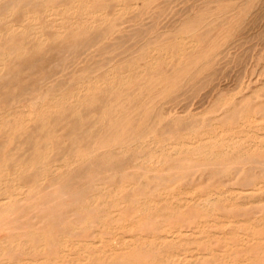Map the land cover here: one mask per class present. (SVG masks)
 Listing matches in <instances>:
<instances>
[{
  "label": "bare ground",
  "instance_id": "1",
  "mask_svg": "<svg viewBox=\"0 0 264 264\" xmlns=\"http://www.w3.org/2000/svg\"><path fill=\"white\" fill-rule=\"evenodd\" d=\"M52 1L0 0V22L9 20L3 22L6 23V26L2 23L5 27L0 30V88L10 87L11 80L3 82V79L10 78L11 73H16V78H18L19 70H30L29 68H33L40 59H43L45 53H50L54 49L61 53L64 52V49L69 50L71 45H75L78 36L87 32H83L79 28L80 21L84 22L83 25L89 24L88 27L93 30L96 24H103L109 15L106 10H102L103 6L98 3L99 0H61L57 3ZM145 1H140V4ZM129 2L128 5L123 2L122 4L117 3L114 8L116 13L130 7ZM136 3L137 0H131V5ZM102 4L105 5L104 2ZM214 10L210 11L209 17L207 13L204 15L208 19L202 16V13H205L202 12V15L198 14L193 19L191 18L192 20L189 19L181 25L182 27L180 26L181 33H189L187 40L191 46L197 47L198 43L204 40L203 36L211 34V29L204 33H201V30L213 25L221 18L222 11ZM222 13L224 14V12ZM65 14L69 16L63 17ZM43 15H47L45 20L48 16L51 17L50 15L60 16L58 29L56 31L50 29L52 32L47 33L48 36L43 33V31L47 32V27L46 30L41 31V27H37L38 25L35 29L28 24ZM96 15L97 17H94ZM11 17L15 19H10ZM58 18L56 17V19ZM66 18H68L67 21H64ZM55 21L54 23H57ZM72 21L76 27H71ZM90 21L91 23H88ZM68 22L70 27L66 26ZM95 22L97 23L94 25ZM91 25L94 27L92 28ZM51 26L53 25L51 24ZM32 27L35 29V31L31 30L35 41L31 42L30 39L29 43H25L28 40L26 39V41L24 38L30 33V31L29 33L26 31ZM166 27L164 25V28ZM110 28L109 30L112 29ZM109 30L107 28L103 33L105 35L109 33L110 36L114 30ZM31 36L33 37V35ZM24 40L25 42H23ZM139 48L143 47L139 46ZM161 49L165 50L166 47L162 46ZM150 50L153 51L154 48L148 51ZM146 55L147 53H143L144 57ZM180 60L181 57L177 63ZM51 61L49 60V62ZM55 64L57 65V63ZM118 65L116 64L102 73H100L101 67H98L99 69L97 67H95L96 69L89 68L90 71L82 69V73L80 68L78 72L76 71L81 73L78 74L79 76L76 77L73 74V77L67 79L70 83L65 85L71 84L67 91L62 89L64 87L62 84V86L58 84L61 89L55 87L56 89L51 90V85L56 83V78L59 77L61 71V75L63 72L68 75L71 72L67 73L66 69V72L63 71L64 69L59 70V75L54 77L55 82L51 85L47 84L46 89L39 90L32 87L29 90L24 88L25 91L20 88V92L16 93V101H21L23 107L28 104L26 102L32 103L38 101L37 99H41L43 102L44 98L50 96L45 104L39 103L40 105L38 104L39 106L33 111L25 109L24 112L28 116L22 111L24 117L21 115V118L9 119L13 114L5 110L6 118L0 119V136L4 137V139H0V264H264V132L259 133L264 129V101L260 100L256 104L254 102L251 104L249 93L238 97L239 101L234 100L236 97L232 100L233 97L230 98V95L227 97L225 94L224 96L227 98L221 96L222 98H219L217 102H213L215 107L207 109V112L218 111V118L209 117L210 120H208L205 117L206 123L204 122L203 127L201 126L204 124L203 122L202 124L199 122L200 126H195L196 121L201 120L196 114L201 115L204 111L193 114L192 116H197L193 122H191L192 120L188 122L186 119V124L184 119V125L182 123L176 125V122H181L179 120L182 118L181 111L180 115L168 117L170 120L164 121L165 123L158 132L154 129L155 118L150 121V124L152 121L153 123L151 126L148 125V131L145 126L142 127L147 121L146 118L149 117L146 112V105L149 102L148 100V103L146 100L143 102L144 105L146 103V110H144V105L140 101L143 106L142 111L144 110L147 115L146 118H143V122L142 116L146 114L143 111L144 114L136 121L138 129H134L136 125H133L134 114H136L137 108L138 110L141 108H139L138 102L139 106L134 105L130 108L132 110H129L127 105L132 100L128 103L131 98L128 97L131 96L133 90H139V86L141 89L149 83L153 82L152 84H154L156 81L154 78L157 79L156 76L159 74L156 71L159 69L154 70L155 72L151 69L153 66L156 67L154 57H151L146 65L144 64L145 68L138 69L133 75L134 77L130 73L129 65L124 69H120V65ZM147 68L148 71H146ZM36 72L40 73L41 70ZM76 72L74 73L77 74ZM55 73L54 75L52 73L51 76H55L57 74ZM64 74L62 76L68 77ZM31 75L30 77H32ZM61 75L58 79H61ZM159 76L161 75L159 74ZM131 79H134L133 82ZM52 80H48V82H52ZM139 80L143 82L142 86ZM114 89V95L103 104L99 111L91 113V111L89 112L91 108L87 110V113L91 115L96 113V117L92 125L88 124L87 120V122L84 121L86 126L87 124L91 126L86 127L83 135L76 136L71 131L73 136L70 137V144L75 146L72 145L71 149L67 146L69 150L66 151V154L69 156L64 153L62 157L54 156L55 158L51 160L50 156H53L54 148L59 146L57 145L59 142H55V140L62 138V134H60L61 136H58L61 138L52 139L53 135L57 134L55 130L60 128L65 131L69 127L68 125L81 122L85 118L79 111L81 105L86 103L87 106L88 103L97 100L101 91L112 92ZM4 91L8 93L7 90ZM3 94L5 95V93ZM21 94L23 97L20 98ZM4 95L2 96L4 97ZM120 97H123V100H119ZM251 98L255 97L252 95ZM123 103L127 105L126 109L124 107L125 110L121 111ZM151 104L153 105V103ZM118 105L121 107H119L120 110L117 109ZM237 105L239 106L237 107ZM257 111L261 113H256V115H260L259 117L254 116ZM73 114H76L77 118ZM91 115L88 116V119ZM0 116L3 115L0 113ZM158 119L157 124L161 125L160 117ZM211 119L214 121L212 122ZM49 120L50 123L53 120V124L46 130L49 127ZM91 120L92 118H90ZM203 120L205 121V119L201 121ZM46 121H48L47 127H45ZM248 121L258 122L255 126V130H257L255 135L259 138L258 140L254 138L252 142H249V145H247V135H244L247 132L241 135V129L234 128L236 123L242 128L246 123L248 125ZM82 122L80 124L84 127ZM80 124L75 126L80 128ZM90 127L92 129L87 130ZM141 127L143 133L146 128V135L152 136L149 143L164 144L167 142L165 145L162 144L163 146L158 149L159 152L154 149L149 152L142 149L141 137L146 135H143L139 130ZM200 127L202 128L200 129ZM245 128L247 129V127ZM234 129L237 130H235L236 133L240 134L233 135ZM79 131L78 133H80ZM154 131L157 132V140L154 138ZM62 133L63 136L67 135L68 130L66 134ZM19 136L21 138L34 136L33 139L30 138L26 142L27 148L24 147L26 156H21V153L15 150L8 151L9 155L1 154L2 150L6 152L8 150L6 148L10 147L12 142L14 144L15 137ZM81 140L84 144L81 143ZM85 140L86 142H84ZM149 143L147 141V145ZM14 145L17 149L18 145ZM15 147L13 146L12 149ZM57 149L61 152L59 148ZM56 151L54 150V155L57 154ZM8 174H11V178L9 180L6 178L7 180L3 181L5 180L3 177L9 176ZM22 174L31 175V177L23 176V178ZM185 179H191L194 184L190 183L189 186V183L186 182L185 185L183 183L181 185ZM183 186L187 188L184 190ZM240 216L242 219H238ZM91 234L97 239H90L92 242H87V237Z\"/></svg>",
  "mask_w": 264,
  "mask_h": 264
},
{
  "label": "rangeland",
  "instance_id": "2",
  "mask_svg": "<svg viewBox=\"0 0 264 264\" xmlns=\"http://www.w3.org/2000/svg\"><path fill=\"white\" fill-rule=\"evenodd\" d=\"M53 1H54V3H57V2H59L61 0H57L56 2H55V0H53ZM115 1L116 0H114V1H112V0L111 1H109V0L108 1L107 0H99L98 1V3H100L103 6L102 10L103 11L106 10L109 13V15L106 17L107 20H105V22L103 24L100 23L99 25L96 24L97 22L93 23L94 25L96 24L95 27L97 26L96 29H95L94 25H91L92 28L94 27L93 30L91 29V27H88L89 24H86L85 23L83 25L84 22L82 23V21H80L81 22V26L79 25L80 22L78 23L79 28L82 29L83 32L84 31H87V32H84L83 35L80 34L78 36L77 43L75 45H71L69 47V50L66 48V49L63 50L64 52H61L60 53V51L58 52V50H57V52H56V49H54L55 51L53 50V51H50V53H45L44 56H43V59L42 60L40 59L41 61L39 60L40 63L39 62H37V64L35 63L36 65H34L33 68L32 67L29 68L30 70H28V69L19 70V72H17L18 73L17 74L18 75V78H16V73H11L13 76L15 75L14 77L16 78V81L18 83L14 80L15 78L12 75H11L10 78L3 79L4 80L3 82H9L8 80H11V82H10L11 84H9V86L11 87V89L8 86H7L8 89L6 87L0 88V89H2V90H0V92L2 93V95H4L3 93H5V95H6V97H5V95H4V97L2 95L0 96V109H1L0 110V113H1V115H3V116H0V119L1 118H3V119L6 118L5 116H6V111L7 110L10 111V112H12V114H13V115H11L9 117V119L21 118L20 117L21 115H22V117H24V114H22L21 112L22 111L24 112L25 109H27V110L29 109V110H32L33 111L40 104H43V103L45 104L49 100L50 96H48L47 98H44L43 99V102H42L41 99H37L38 101H35L36 103L35 102H32V103L26 102L28 104L26 106H24L25 107L24 108L21 105L22 104L21 101L20 102L19 101H16V96L20 92V88H22L23 90H25V89L26 90H29V88L32 89V87H34L36 89H39V90L40 89L41 90L46 89L47 88L46 87L47 84L51 85V83L55 82L54 77L56 78L59 75L58 72H60L63 69H64L63 71H65V69H66L67 73L70 72V71L72 73L70 72L71 74L69 73V75H68L66 73L64 74V72H63L62 75L64 74L65 76H68V77H64V76L61 75V72H62L61 71L60 72V75L62 76L61 79H58V78H60V75H59V77L56 78V83L57 84L56 83L52 84L51 85V90L54 89L55 87H57L58 89H61V87H60L61 84L64 86V87H62L63 90H65V91H67V89L69 90L71 84L70 85L68 84V86L65 85V84L70 83L68 80L70 79V77H73L72 76L73 74L76 77L79 76L82 73V69H87V70L89 68L96 69L95 67H97V69H99L101 67L100 68V73H102V71L105 72V70H107L108 68L114 67L116 64L117 65L118 64L120 65V66L118 65L120 67V69H124L125 67H128V65H129L130 66V69H131V72L130 73H131L132 77H134L133 75L137 72L138 69L141 70L142 68H145L146 62L151 57H154V65L156 66V67L153 66L151 69L153 71L156 70V69L157 70L159 69L156 72L159 73L161 76H159V74H158L156 76L157 79L154 78V80H156V81H154V84H152L153 83L152 82V83H149L148 85H145V86L141 87V89H140V86H139L138 87L139 90H137V89L133 90V92H136V93L134 94L133 92H131V96L128 97V98L131 97L130 100H128V98H127L128 103L131 102V100H132V102L130 104H128V105L123 103V107H122V110H121V111L125 110L126 109V107H125L126 105H127V108H129V110H132L130 108L134 107V105L135 106H139L140 105L139 108H141V109L138 110V108L136 107L137 108L136 114H134V112H133V114L135 115V118H134V115L132 114V116H133V118L135 120V121L133 120V122H134L133 125L136 124V121L138 120L137 118H141V116L144 114L143 111L146 110L145 105L148 102H149L148 105H146L147 106V111L146 112L148 113V115L144 111L146 113V114H144L145 117H143L144 115L142 116V121H143V118H146V115H147V117L149 116L148 118H146V120L148 122L144 119L146 122L143 121L144 122V125L143 126L141 125V126L142 127L145 126L146 128L149 127V126H151V124L153 123V121H152L151 124H150V121L151 120H154V118H155L154 122H156V123L154 125V129H156L157 132H158L161 129V127L163 126V124L165 122H167L168 120H170L169 119L170 117H173L174 115H180L181 111H182L181 116H182L183 119L182 118L181 119L179 118V120L181 122H178V123L176 122V125H178L179 123L180 124L182 123L184 125V121H183L184 119L185 120L188 119V122H189V120L190 121L192 120L191 122H193L194 120L197 119V116L200 117L201 120L202 119H205V121L204 120L203 121H201V120L198 121L199 120L198 119L196 121L197 124H196L195 127L200 126V123L199 122H201V124H202V122L203 123L204 122L206 123V118L205 117H207V119L209 117H212V118L213 117L214 118L216 117V118H218V116H219L218 111L216 112V111L213 110L214 113H212L213 111L207 112V109L208 108H211L214 105L213 102H217V100H219V98H222V97L223 98H227L230 95V98L233 97V98H231L232 100L236 97L234 100L235 101H239V100H237L238 97L240 98V97H242L244 95H247L249 93L250 103L251 104H252V102H254V104H256L257 101L260 102V100H261V102L264 101V95H263L264 94V91H263L264 90V73H263L264 72V69H263L264 68V57H263L264 56V23H263L264 22V0H256V1L255 0H253V1L252 0H247V1L246 0H242V1H240V0H234V1H232V0H230V1L229 0H223V2H222V0H216V1L215 0H148L147 1L146 0L147 2L145 1L146 3L144 2L143 4H140V1L142 2V0H137V3L136 4H133V5H131V0H130V2H129V0H120V1L117 0L118 1L117 3L120 2L122 4V2H123V4L126 3V5H128V2H129V4H130V7L125 8L120 13L119 12L116 13V11L114 10V8H116V4H117ZM155 1H156V3H155ZM103 2L105 3V5L102 4ZM106 2H107V4H106ZM243 2H244V4H243ZM183 7H184V9H182ZM228 7H229V9H228ZM150 8H152V9L154 8V9L152 10ZM157 9H159V10H157ZM190 9H191V12H189ZM214 9H218V10H214ZM247 9H248V11H247ZM155 10H156V13H155ZM212 10L217 11V12L218 11H222V12H224V14L221 12L220 14H222V15H221V18L220 19H218L213 25H210L209 27L203 28L201 30V33H204L208 29H211V34L212 35L211 34H208L206 36H203L204 40H202L201 42H199L198 43L199 45H197V47L196 46H194V47L191 46L189 44L188 40H187L188 39V36H189V33L188 32H182L181 33V30H179L182 27L181 25H183L189 19L192 20L198 14H200V15L203 14L202 16L205 17L204 15L207 13V16H208L209 14H211L210 11H212ZM228 11L229 12L231 11V13H229ZM175 12H177V13H175ZM202 12H205V13H202ZM187 13H188V15H187ZM253 14L256 15V16H254ZM66 15H68V14L63 15V17H65ZM240 15L241 16L243 15V16L241 17ZM50 16L51 17L48 16V18H46V20H45L44 18L47 17V15L46 16L43 15V17H39L40 20H38L39 18L36 20L37 22L36 21H34V22L32 21V22H29L28 23L26 21V23L32 25L35 29H36V26L38 25L37 27H41V31L46 30V27H47V32L45 33L43 31V33L48 36L47 33L50 34V32L56 31V29H58L57 28V25H58V22L60 20V16L59 15H57V16L50 15ZM58 16H59V18H58ZM143 16H144V18H142ZM239 16H240V18H239ZM56 17L58 19H56ZM94 17H97V15L94 16ZM208 17L206 19H208ZM237 18H238V20H237ZM10 19H15V18H12L11 17ZM67 19L68 18H66L64 21H67ZM234 19L237 22H235ZM240 19H242V20L239 21ZM42 20L43 21L45 20L44 23H43ZM55 20H57V21H55ZM72 20H73V18H72ZM5 21H9V20L6 19ZM5 21H1L0 22V30H2L3 27L6 26V23H3ZM49 21H51V23L48 26ZM54 21L57 22V23H54ZM2 23L5 26H3ZM88 23H91V21L88 22ZM51 24L53 26H51ZM168 24H169V26H168ZM176 24H177V26H176ZM54 25H55V27H54ZM71 25H69V22H68V24L66 26L67 27H70V26L71 27H76V25L73 24V21L71 22ZM164 25H165V27L167 25V27L164 28ZM142 26H143L144 29L142 28ZM33 27L30 28V29H27L26 32L29 33V31H30V33H32L31 30H34L35 31V29ZM110 27L114 31H112V34H110V36H109V33L108 34L106 33V35H107L106 36L105 33H103V32H104V30L106 31L107 28L109 30ZM151 27H153V28H151ZM53 28H54V30H53ZM50 29H52V31H50ZM84 29H87V30H84ZM89 29H91V30H89ZM141 29H142V31H141ZM111 30H109V31H111ZM148 32H150V33H148ZM157 32H159V33H157ZM173 32H175V33H173ZM240 32H242V33L240 34ZM125 33H127V34H125ZM29 34H27L26 37L24 38L25 40L27 39L28 41L26 40L27 42H25V40H24L23 42L29 43L30 42V39L32 40L31 42L35 41L34 34L33 33L31 34V35H33V37L31 35H29ZM225 34H227V35H225ZM181 35H182V37H181ZM183 35H184V37H183ZM223 35H225V36H223ZM90 36H91V38H90ZM214 36H215V38H214ZM212 38H214V39H212ZM118 39H120V40H118ZM143 39H145V40H143ZM164 40H166V41H164ZM139 42H140V44H139ZM142 44H144V45L141 46ZM217 44H218V46H217ZM184 45H185V47H184ZM139 46L140 47H143V48H139ZM162 46H165L166 49L165 50L161 49ZM205 46L208 47V48H206ZM204 47H205V49H204ZM152 48H154L153 51H151V50L148 51L149 49H152ZM125 49H127V50H125ZM104 50H106V51H104ZM201 51H202V53H201ZM116 52H118V53H116ZM143 53H147V55L145 56L146 58L143 56ZM73 54H74V56H73ZM139 54H140V56H139ZM104 55H108V56H104ZM118 55H119V57H118ZM37 57L39 58V56H37ZM69 57H70V59H69ZM180 57H181V60L177 63V60ZM96 58H98V59H96ZM130 58H131V60H130ZM54 59H57V60H54ZM49 60L50 61L52 60V61L49 62ZM67 60H69V61H67ZM106 60H107V62H106ZM20 61L23 62L22 60H20ZM117 61H118V63H117ZM122 61H124V62H122ZM130 61H131V64H130ZM55 63H57V65H59V64L60 65L57 66ZM62 63H63V66H62ZM79 65H81V66H79ZM66 67L68 69L70 68L71 70L69 69V71H68V69ZM80 68H81V70H80L81 73L79 72L80 73L79 74L77 72H78V70ZM116 68H118V67L116 66ZM134 68H136V70H133ZM32 69H34V70L31 71ZM91 69H89V71ZM26 70L28 71V73H27ZM40 70H41L40 73H37L36 72V71L39 72ZM146 71H148V68L146 69ZM162 71H164L165 73H163ZM74 72H76L77 74H75ZM52 73H53V75H54V73L56 75L55 76H51ZM29 74L30 75L32 74L31 76L33 77V79H32V77H30ZM63 77L66 78V79L64 80ZM48 80H52V82H48ZM66 80H67V82H66ZM133 80L134 79H131V82H133ZM24 81H25V83H24ZM139 82H141V86H142V83L143 82L140 81V80H139ZM58 84H60V85H58ZM13 86H15V87H13ZM3 88H5L4 90H7L8 93H6V91H4ZM102 92L103 91L100 92L99 98L97 100H94L95 102L98 101L99 103H95L94 101H92V102H94V104H92V102L91 103H88L91 106H89L87 104V106H88L87 107L86 106V103H85V104H82L81 107L79 108V111L82 114V117H85V118L82 119L83 122L81 121L83 125H85L84 124V121H86V120L88 121V122L87 121L86 122L88 124H91V125L93 124V121L95 122L94 119L96 117V115H95L96 113H94V114L91 115V114L87 113V110H89L91 108V110H89V112L91 111V113L93 111L94 112L99 111L102 108L103 104H105V102L108 101L109 98H111L114 95L113 92H115V89L112 92L111 91H108V92L106 91V92H103V93ZM104 93H105V95H104ZM220 93H221V95L219 96ZM258 93H259V95H258ZM225 94H227V97L224 96ZM254 94H256V95H254ZM25 95L26 94H24V97H26ZM252 95L255 98H251ZM257 96H259V97L256 98ZM21 97H23L22 94L20 95V98ZM123 97H125V96H123ZM123 97H120L119 100H123ZM198 97H199V99H198ZM39 100H40V102H39ZM145 100H146V103L144 105L143 102H145ZM147 100H148V102H147ZM140 101H141V104L143 103L144 108H145L143 111H142V109H143L142 107L143 106L140 104ZM138 102H139V105H137ZM125 103H127V102H125ZM151 103H153V105ZM160 104H162V105H160ZM2 105H3V107H2ZM238 106L239 105H237V107ZM61 107H63V106H61ZM117 107H118L117 109L120 110L121 107L119 105ZM124 107H125V109H124ZM213 107H215V106H213ZM157 109H158V111H157ZM183 110H184V112H183ZM83 111H85V112H83ZM137 111H138V113H137ZM141 111H142V113H140ZM202 111H204L203 112L204 114L202 113ZM205 111H206V113H205ZM164 112H166V113H164ZM169 112H170V114H169ZM197 112L202 113V114L201 115L200 114H196L197 116L196 115L192 116L193 114H195ZM171 113H172V115H171ZM256 113H258V111L254 113V116L256 115ZM258 114H261V113L259 112ZM258 114L256 115L257 117L260 116ZM89 115H91V116L88 119V116ZM27 116H25V117H27ZM73 116L76 117V114H73ZM158 116L160 117V120H161V123H162L161 125L160 124H157V122H159V119H158L159 117ZM90 118H92V120H91L92 122L90 121ZM149 118H150V120H148ZM163 118H165V119L162 120ZM179 120H177V121H179ZM208 120H210V119H208ZM211 121L213 122L214 119H211ZM51 122L52 123H50V120H49V127L46 128V130H48L52 126L53 120H51ZM81 122H79V123L78 122H75V124L73 123V125L72 124L68 125L69 127L67 128V130H68V134L70 133L69 135L67 134V135H64L63 136V133L62 132H65V134H66L67 133V130L66 129H65V131L60 130V128H57L59 130H57V129L55 130V132H57V134H54L52 139L55 140L56 138L59 139V138L62 137L61 140H55V142H57V141L59 142V144L56 143L59 146H57L56 144L55 145L57 146V148H59L61 150V152L57 148H54V150H57L56 151L57 154L54 155L55 152L53 150V156H50L51 157V160L53 158H55L54 156H57L58 157V155H59V157H62V155L64 153L67 156L68 154H66V151H68L69 148L71 149V146L74 145L72 143L70 144V141H71L70 137L73 136V134H75L76 136L77 135L78 136L83 135V133H84L83 131L86 130V127L87 126L88 127L91 126V125H88L85 122L87 124V126L85 125L83 127L80 124ZM185 122L187 124V120ZM250 122H252V123H250ZM45 123H46L45 127H47L48 126V121H46ZM205 123L202 124L201 126L203 127V125H205ZM257 123L258 122H254L253 123V121H248V125L246 123V125L243 126L242 128L238 126V123H236L235 126H234V128H236V129L237 128H239V130L241 129L240 130L241 131L240 132L241 135H243L245 132H247V134H244V135H247V137H246V139L248 141L247 142V145H249V142H252V140L254 138L256 140L259 139L255 135L256 132H257V130H255V126L257 125ZM60 124L62 125L63 123H60ZM79 124H80V128L78 126H75V125H79ZM134 127H132V128L138 129L137 128V124ZM142 127L139 129V130H141V133H143L142 132ZM202 127H200V129ZM245 127H247V129ZM76 128H78L79 130H81V128H82V130L79 131ZM83 128H84V130H83ZM146 128H145V130L143 128V130L145 132V133H143V135L144 134L146 135V132L148 131V128H147V131H146ZM249 128H250V130H249ZM69 129H70V131H69ZM88 129H92V128L90 127V128H87V130ZM94 129L96 130V128H94ZM134 129H132V130L133 131H136ZM236 129H234V131L232 132L233 135L240 134L239 132L236 133V131L238 130V129L237 130ZM77 130L80 133H78ZM245 130H247V131H245ZM71 131L74 132V133L72 134ZM262 131L264 132V129L260 130L259 133L261 134ZM157 132L154 131V138L156 140H157V137H158V135H156ZM60 134H62V136ZM79 134H81V135H79ZM56 135H57V137H54ZM58 135H60L61 137H59ZM254 135H255V137H254ZM68 136H69V138H68ZM19 137L21 138V136H19ZM19 137H17V138L15 137L16 140L14 139V144L18 145L17 146V149H16L15 145L12 142L11 143L12 145L11 144H10L11 146L9 145L11 148L10 147H7L6 150L7 149L8 150L6 152H5V150H2L1 154L3 153V154H6V155H9L7 153L15 150L17 152H20L21 153L20 154L21 156H26V155H24V153H26L25 148H27V146H26L27 143L26 142L28 140H30V138L33 139L34 136L33 137H30V136L27 137L26 136V138L23 136L22 137L23 140H22V138L20 139ZM1 138L4 139L3 136H0V139ZM18 138H19L20 142H19ZM151 138H152V136L149 137V135H146V136H142L141 137V141L140 142L143 141L141 143L142 149H145L147 152L152 151L153 149H154V151L157 150L159 152L158 149H160L163 145H165L167 143V142H164V144L163 143H156V142L149 143ZM65 139H68V140H65ZM60 141H62V142H60ZM65 141H67L69 143H67ZM147 141L149 143L148 145H147ZM84 142H86V140ZM17 143H19V144H17ZM81 143L84 144L83 143V140H81ZM145 143H146V145H145ZM23 144H25V145H23ZM152 144H154V145H152ZM63 145H65V146H63ZM144 145H145V147H144ZM13 146L15 147L14 149H12ZM67 146H69V148ZM23 151H25V152H23ZM58 151H59V153H58ZM62 151H64V152H62ZM8 175L10 177L7 176V175H5V177H3L5 180H3V178H2V180L3 181H6L7 180L6 178H8V180H9V178H11V174H8ZM23 176L24 177L25 176L26 177H28V176L31 177V175H28L27 176V174L26 175L25 174L24 175L22 174L21 177H23ZM260 177H257V178H259V179L262 180V178H260ZM263 180H264V177H263ZM186 182L189 183L188 184L189 186L191 184L192 185L194 184V181H192L191 179H188V180L185 179L184 181L181 182V185H183L184 183L186 184ZM188 185H186V186L188 187ZM187 187L183 186L182 188L184 189V188H187ZM13 190L14 189H12V191ZM238 219H242V216H240ZM87 239H88L87 242H92L90 239L96 240L97 238L93 237V235L91 234V235H89V237H87ZM81 243H79V244H81ZM81 245H83V244H81Z\"/></svg>",
  "mask_w": 264,
  "mask_h": 264
}]
</instances>
